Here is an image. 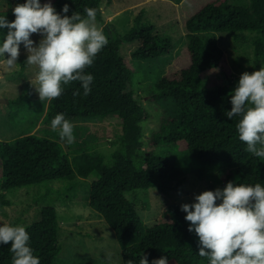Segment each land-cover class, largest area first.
Here are the masks:
<instances>
[{"label": "trees", "instance_id": "trees-1", "mask_svg": "<svg viewBox=\"0 0 264 264\" xmlns=\"http://www.w3.org/2000/svg\"><path fill=\"white\" fill-rule=\"evenodd\" d=\"M49 2L61 14L67 3L68 16L75 11L85 15L86 7L95 8L96 19L109 43L86 70L94 76L91 93L84 96L79 82L66 86L64 93L50 102L48 120L60 113L66 119L81 122L117 116L122 134L113 142L118 148L109 159L94 148L67 158L58 142L33 133L0 140V207L10 205L5 195L10 189L73 180L76 175L86 178L96 172L98 177L89 190V205L114 231L122 247V264L130 259L139 264L144 254L149 264L165 256L169 264H209L207 258L199 256V239L195 232L188 231L190 222L177 204L168 205L164 217L167 220L149 226L128 195L151 188L167 194L184 185L187 177L178 158L157 152L165 143L174 145L184 155L190 152L200 161L203 167L196 171L200 178L209 169L229 166L235 168L239 179L234 181L230 175L227 183L264 186V158L245 151L246 144L239 140L236 129L239 117L229 120L225 115L232 109L229 93L236 88L231 64L217 38L204 36L222 32L238 40L244 33H252L256 60H264V0H250L245 6L230 5L229 0L186 1L189 9L182 10V26L188 42L162 79L149 90L151 100L163 115L148 142L142 124L150 113L139 97L140 86L135 82L138 68L133 61L169 54L173 49L170 37L155 33V25L144 20V10L136 15L131 28L119 36L111 23L104 21L103 0H41V4ZM23 3L26 0L19 4ZM122 42L138 43L129 59L120 54ZM77 90L80 95L74 96ZM32 99L29 93L8 105L15 112L23 111ZM217 188L210 184L205 191ZM25 228L41 264H55L62 251L56 208L44 206L39 218ZM10 246L0 245V264H12Z\"/></svg>", "mask_w": 264, "mask_h": 264}, {"label": "rangeland", "instance_id": "rangeland-1", "mask_svg": "<svg viewBox=\"0 0 264 264\" xmlns=\"http://www.w3.org/2000/svg\"><path fill=\"white\" fill-rule=\"evenodd\" d=\"M22 1L24 0H0V16H7L9 22L14 21L12 9ZM186 1L103 0L104 21L111 23L112 29L119 36L131 28L136 15L144 10V20L155 25V33L166 35L172 41L173 49L169 54L150 60L133 61L138 68L136 79H133L139 83V97L150 113L149 119L142 124L146 142L149 141L150 134L159 128L163 115L151 100L149 90L162 79L173 58L188 42L182 26V10L189 9L188 5L185 6ZM249 1L229 0L228 3L245 6ZM96 23L99 28L102 26L97 19ZM6 34L7 29H0V44ZM204 36L217 38L231 64L236 86L241 74L259 71L264 66V60L257 62L254 54V34L244 33L238 40L222 32L207 33ZM31 39L38 44L41 37L33 34ZM137 47V42H122L120 54L129 59ZM27 55L26 49L21 45L18 66L13 70H8L4 59L0 58V140L10 141L22 134L33 133L58 142L63 150L62 155L67 158L73 159L78 151L94 148L92 150L104 153L109 159L118 148L113 142L122 134L118 117L108 115L85 122L68 119L74 125L75 142L69 145L61 141L59 131L52 130L51 121L47 118L51 110L50 102H42L35 90L39 86L36 80L39 69L26 64ZM5 58H8L7 53ZM29 93L33 98L28 104L30 107L26 105L27 108L17 112L9 108V102ZM157 152L164 157L178 158L177 163L186 173L187 179L181 188L170 190L167 194L151 188L128 195L130 199L133 198L140 216L149 226L167 220L164 217L168 205L177 204L181 209L183 204L195 203L194 197L205 192L206 185L212 184L223 189L230 175L234 181L239 179L235 168L229 166L209 169L200 178L196 171L202 169L203 164L190 152L186 155L180 153L172 144L160 145ZM97 177L98 174L94 172L86 178L76 175L73 180H52L5 191L10 205L0 207V226L9 224L29 227L39 218L44 206H54L60 221L62 244L61 254L55 264H122V247L114 231L89 205V190ZM196 237L199 239L197 235Z\"/></svg>", "mask_w": 264, "mask_h": 264}, {"label": "clouds", "instance_id": "clouds-1", "mask_svg": "<svg viewBox=\"0 0 264 264\" xmlns=\"http://www.w3.org/2000/svg\"><path fill=\"white\" fill-rule=\"evenodd\" d=\"M69 11L67 3L61 14L50 2L26 0L12 9L14 21L0 16V29H7L0 58L8 70H13L24 46L26 64L39 69L35 90L42 102L59 98L73 82H79L83 95L88 96L94 76L86 70L109 43L97 26L95 8L86 7L85 15L75 11L68 16ZM33 34L41 37L38 44L31 39ZM73 95L79 96V90ZM229 97L232 109L225 115L229 120L239 117L236 129L239 140L246 144L245 151L264 158V66L241 74ZM51 128L59 131L61 141L69 145L75 142L74 125L64 114L55 116ZM194 199L195 203L183 204L181 211L190 222L188 231L199 237V256L207 258L209 264H264V186L229 181L223 189L205 191ZM9 244L12 264H41L25 226H0V245ZM127 264L134 261L130 259ZM139 264H149L145 254ZM151 264H169V260L165 256Z\"/></svg>", "mask_w": 264, "mask_h": 264}]
</instances>
